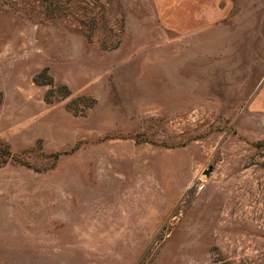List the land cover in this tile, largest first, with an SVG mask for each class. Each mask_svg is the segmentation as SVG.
Wrapping results in <instances>:
<instances>
[{
	"label": "rangeland",
	"instance_id": "obj_1",
	"mask_svg": "<svg viewBox=\"0 0 264 264\" xmlns=\"http://www.w3.org/2000/svg\"><path fill=\"white\" fill-rule=\"evenodd\" d=\"M190 1L0 0V264H264V0Z\"/></svg>",
	"mask_w": 264,
	"mask_h": 264
},
{
	"label": "crops",
	"instance_id": "obj_2",
	"mask_svg": "<svg viewBox=\"0 0 264 264\" xmlns=\"http://www.w3.org/2000/svg\"><path fill=\"white\" fill-rule=\"evenodd\" d=\"M188 1H190V0H178V4H177V6H178V8L181 6V4L183 3V5L185 6V7H187V8H185L186 9V11H188L189 12V3H188ZM191 1H194V0H191ZM190 1V8H194V7H197V6H200V4L201 3H192ZM173 5H174V3L172 2V0H171V3H170V8H171V10L172 11H176V9H178V8H175L174 10H173ZM181 11V10H180ZM188 12H187V15H188ZM171 27V26H170ZM172 29L173 30H175V31H183V30H188V27L185 25V26H180L179 27V25H175L174 27H172Z\"/></svg>",
	"mask_w": 264,
	"mask_h": 264
},
{
	"label": "trees",
	"instance_id": "obj_3",
	"mask_svg": "<svg viewBox=\"0 0 264 264\" xmlns=\"http://www.w3.org/2000/svg\"><path fill=\"white\" fill-rule=\"evenodd\" d=\"M210 264H229V263L218 262V260H217V261L211 262Z\"/></svg>",
	"mask_w": 264,
	"mask_h": 264
},
{
	"label": "water",
	"instance_id": "obj_4",
	"mask_svg": "<svg viewBox=\"0 0 264 264\" xmlns=\"http://www.w3.org/2000/svg\"><path fill=\"white\" fill-rule=\"evenodd\" d=\"M209 171H210V167H208L206 170H204L203 174L207 175Z\"/></svg>",
	"mask_w": 264,
	"mask_h": 264
}]
</instances>
